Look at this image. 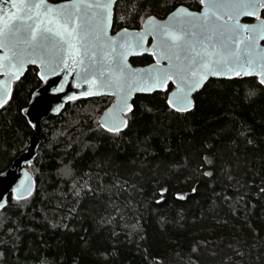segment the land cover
I'll return each instance as SVG.
<instances>
[{"label":"trees","instance_id":"obj_1","mask_svg":"<svg viewBox=\"0 0 264 264\" xmlns=\"http://www.w3.org/2000/svg\"><path fill=\"white\" fill-rule=\"evenodd\" d=\"M181 5L202 7L199 0H119L113 31L140 28L148 16L166 18ZM36 70L14 83V98L0 110V173L34 133L22 109L42 84ZM259 81L211 79L188 112L169 107L173 84L137 95L119 132L99 122L113 97L66 104L42 123L29 166L34 192L19 202L10 195L0 211V264H264Z\"/></svg>","mask_w":264,"mask_h":264},{"label":"snow or ice","instance_id":"obj_2","mask_svg":"<svg viewBox=\"0 0 264 264\" xmlns=\"http://www.w3.org/2000/svg\"><path fill=\"white\" fill-rule=\"evenodd\" d=\"M5 3L8 11L0 7V76L4 77L0 80V108L14 98L11 85L23 82L26 65L37 66L35 75L41 81L72 70L73 77L80 80L73 86L83 87L85 96L115 89L120 99L108 117L114 122L101 125L109 132L127 126L125 117L133 111L129 103L133 92L167 90L173 77L178 87L167 103L176 112L191 108V93L210 75H248L255 71L264 85V18L260 15L264 0H199L203 6L199 13L176 7L168 22L159 24L155 17L148 16L144 31L132 34L122 28L116 34L119 39L109 35L119 0H67L59 5H50L47 0H0V5ZM242 17H255V22L241 23ZM119 20L126 17L121 15ZM149 35L156 41L158 55L152 54L157 56V65L166 60L167 66L133 70L127 63L128 56L143 50ZM54 91H63V85ZM30 103L36 107L41 101ZM22 111L28 113V109ZM260 192L264 193V188ZM11 193L17 202L26 201L32 194L31 183L21 181ZM4 207L0 194V208ZM199 247L193 246L192 252L198 253Z\"/></svg>","mask_w":264,"mask_h":264},{"label":"water","instance_id":"obj_3","mask_svg":"<svg viewBox=\"0 0 264 264\" xmlns=\"http://www.w3.org/2000/svg\"><path fill=\"white\" fill-rule=\"evenodd\" d=\"M47 2L50 5H59L61 3L67 2V0L60 1V2H53L51 0H47ZM0 7H2L4 9V11H8V9H9V5L7 3L0 5ZM179 7H184L193 13H199L200 11H202V8H203V6H202V8L197 11V10L190 9L189 7H187L185 5H181ZM263 11L264 10H262L260 12V15L262 18H264L262 15ZM170 14L164 19H160L156 16H153V17H155V21L157 24L167 23L169 20ZM0 15H2V13H0ZM114 15H115V9L113 11V15H112V18L110 20L109 35L119 39V37H116V34L119 33L121 31V29L116 31V32H113ZM249 19L252 21H248ZM146 21H147V18L145 19L141 28H137V29L127 28L129 30V33L135 34V33H139V32L144 31L147 28ZM254 22H255V17H242L241 18V23H254ZM151 39H152V42L150 43ZM261 44H262V46H264V41H262ZM153 52H157V55H158V49L156 48V41H154L152 36L149 35V36L145 37L144 49L138 50L137 52H134L133 54L129 55L128 59H127V63L131 66V68L133 70L144 69L145 71H147L150 68V66H156L159 68L166 67L167 63H168L166 60H161L160 64L157 65V56H154L152 54ZM0 54H2V50H0ZM144 54H152L155 61L151 64H148V65H134L132 63V61H131L132 58L139 57V56H142ZM30 66H35V65H26L25 66V72L21 76V78L25 75V73L27 72V70ZM35 67H37V66H35ZM71 71L72 70H70L68 74L62 73V74H59L57 76H49L48 79L44 80L43 84L34 91V93L32 94L31 100H30V101H34L36 99H39L41 101V104L39 106L34 107L32 103H29V105L26 108H24V109H28V113H25V112H23V113L27 117L29 123L32 126L35 125V126H33L34 133H33L32 137L30 138V142H29L26 150L23 151L14 160V162L12 163V165L8 169L1 172V173H3V175H0V194H2V196H3V202L5 203V207L8 204L9 196L12 195L11 188L19 185L21 181H26V182L31 183L32 193L35 190L36 181H35V177H34L33 173L29 169V166L32 165V163L34 162L35 158L38 155L39 147L41 144L42 123L45 119L49 118L50 116L59 115L64 110L66 104H68L71 101H74V100H77L80 98L110 96V97H113V101L103 111V113L101 114V116L99 118V122L101 125L107 123L109 126L114 122V121L110 120L108 117H109V113H111L112 110L117 107L118 101L120 99L119 95L115 94V89H112V90L101 89L100 90L101 94L85 96L82 94L84 92L83 87L82 88H76L73 86L77 83H80V80H79V77L74 78L73 75L71 74ZM237 77H244V78L257 77L260 80V76L255 71H253L251 74H248V75H244V74L235 75L234 73L233 74L210 75L207 77V79L205 81H202L201 87H199L198 89H196L195 91H193L191 93L190 99L192 101V106L188 111H191L195 106V95L198 92H200L211 79H234ZM3 79H4V77L0 76V80H3ZM174 80H175V77H173L172 81L168 82L169 85L173 84V86H174V88L169 92L168 98L170 96H173L176 93L178 85L173 82ZM15 82L16 81H14L11 85L12 91H13V87H14ZM61 84L63 85V91H60V92L54 91V89L58 88ZM167 90L157 89V90L147 91V92L135 91L131 94V96L129 98V103L132 105V109H134V99L136 98L137 95H141V94L148 95V94H153V93L158 92V91H167ZM36 94H38V95H36ZM69 97H75V99L70 100ZM1 109L2 108H0V110ZM188 111H181V112H188ZM128 113H130V112H128ZM127 114H126L125 118L127 119V125H128ZM119 115L125 116L124 113H119ZM126 127H122L120 131L124 130ZM26 161H31V163L30 164L26 163ZM4 208H0V211L3 210Z\"/></svg>","mask_w":264,"mask_h":264},{"label":"flooded vegetation","instance_id":"obj_4","mask_svg":"<svg viewBox=\"0 0 264 264\" xmlns=\"http://www.w3.org/2000/svg\"><path fill=\"white\" fill-rule=\"evenodd\" d=\"M201 8H202V7H201ZM197 11H198V10H197ZM162 19H164V18H162ZM248 21H252V20H248ZM142 25H143V24H142ZM113 32H114V31H113ZM151 42H152V39L150 40V43H151ZM144 55H145V54H144ZM149 55H152V54H149ZM152 56H153V55H152ZM153 58H154V57H153ZM154 61H155V60H154ZM30 67H31V66H30ZM33 67H35V66H33ZM36 68H37V67H36ZM42 84H43V81H42ZM42 84H41V85H42ZM41 85H40V86H41Z\"/></svg>","mask_w":264,"mask_h":264},{"label":"rangeland","instance_id":"obj_5","mask_svg":"<svg viewBox=\"0 0 264 264\" xmlns=\"http://www.w3.org/2000/svg\"><path fill=\"white\" fill-rule=\"evenodd\" d=\"M151 16H152V15H151ZM143 23H144V22H143ZM141 27H142V26H141ZM141 27H140V28H141ZM29 169H30V168H29ZM31 172H32V171H31Z\"/></svg>","mask_w":264,"mask_h":264}]
</instances>
